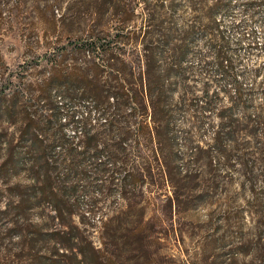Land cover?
I'll use <instances>...</instances> for the list:
<instances>
[{
  "label": "rangeland",
  "instance_id": "374dc122",
  "mask_svg": "<svg viewBox=\"0 0 264 264\" xmlns=\"http://www.w3.org/2000/svg\"><path fill=\"white\" fill-rule=\"evenodd\" d=\"M149 1L152 6L155 0ZM205 1L174 13L178 27H195L186 60L190 84L198 91L199 82L213 75V89L224 85L201 30L213 15L244 86L264 88V72L262 81L254 77L264 67V0ZM142 6L140 0H0V264H51L54 248L72 244L89 264H249L250 257L235 256L242 234L249 240L255 222L238 214L244 202L238 172L208 168L201 151L211 142L216 120L209 113L198 129L190 114L179 111L172 132L162 136L136 133L134 122L118 125L131 134L99 141L105 153L85 160L80 178L70 184L76 192L66 202L71 214H64V222L55 218V200L14 208L32 185L24 169H13L27 147L20 107L27 102V110L38 109L39 115L52 105L66 112L62 84L104 96L126 86L143 48ZM252 97L253 116L264 95L254 91ZM83 107L72 108L78 121L85 117ZM73 130L67 127V134ZM100 162L104 172L94 169ZM256 187L264 188V182Z\"/></svg>",
  "mask_w": 264,
  "mask_h": 264
},
{
  "label": "trees",
  "instance_id": "16d2710c",
  "mask_svg": "<svg viewBox=\"0 0 264 264\" xmlns=\"http://www.w3.org/2000/svg\"><path fill=\"white\" fill-rule=\"evenodd\" d=\"M140 2L146 16L145 23L138 29L143 48L135 63L139 65L132 63L130 66L129 79L124 82L126 86L113 88L104 96L102 92L98 94L91 89L62 84L60 92L67 106L66 112L52 105L49 113L39 115L38 109L27 110V102L20 107L23 108L24 120L22 135L26 137L27 147L13 169L17 166L24 169L30 175L32 185L27 187L29 195L20 197L14 208L19 210L23 206L39 205L41 200L52 204L51 201L55 200L56 203L52 204L55 218L64 222V214H71L70 210L66 213V202L76 192V187L70 184L76 176L80 178L85 160L98 159L105 153L99 141L104 136L131 134L118 125L134 122V132L149 137L162 136L172 132V117L179 111L190 114L198 129L204 123V113H209L216 120L210 126L211 142L201 150L206 156L205 164L208 168L238 172L244 200L238 214L242 220L246 214L255 219L251 238L245 240L242 234L235 256L250 257L249 264H264V188L256 187L264 182V105H257L253 116L248 112L254 91L264 95V88L244 86L234 60L227 53V43L218 33L213 15H209L208 23L201 30L208 37L209 48L213 52L214 73L220 76L224 85L213 89L217 82L211 75L206 81L199 82L201 85L197 91L196 85L190 84L188 73L191 69L186 61L195 27H178L174 13L181 5L195 10L198 5L204 6L206 1L155 0L152 6L149 0ZM168 13L169 17H165ZM93 50H97V46ZM263 72L264 67L256 69L254 77H261L262 81ZM77 104L84 106L85 117L81 121L76 119L72 110ZM237 110L241 111L239 116L235 114ZM91 116L96 117L93 123ZM67 127L75 130L72 135L67 134ZM76 128H79L77 133L83 136L84 142L79 141ZM211 154H214L212 159ZM158 156L156 151L153 161L157 165L161 164ZM105 165L96 163L94 169L104 172L102 168ZM1 214L6 215L7 211ZM69 228L76 229L74 226ZM59 235L63 238L66 232ZM88 246L94 252V247L89 243ZM50 256L51 264H89L85 256L79 258L81 255L74 244L62 249L54 248Z\"/></svg>",
  "mask_w": 264,
  "mask_h": 264
}]
</instances>
